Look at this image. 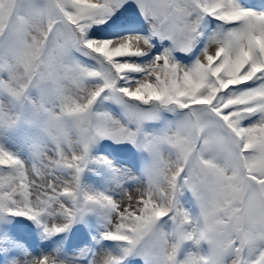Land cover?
<instances>
[{
    "label": "snow or ice",
    "instance_id": "1",
    "mask_svg": "<svg viewBox=\"0 0 264 264\" xmlns=\"http://www.w3.org/2000/svg\"><path fill=\"white\" fill-rule=\"evenodd\" d=\"M115 2L0 0V91L21 100L38 88L51 101V107L41 102L38 110L55 144L54 154L41 153L31 168L0 148V209L33 220L48 212L70 223L82 210L80 173L89 145L97 137H139L156 159L138 198L126 193L127 206L121 207L103 193L83 194L84 204L109 214L106 238L126 242L125 252L140 245L161 264H264V248L251 255L264 241V13L237 0H138L149 35L90 36L93 25L120 26ZM206 16L234 26L213 34L194 63H179L173 51L191 50L203 35ZM153 38L168 40L171 47L145 64L127 59L147 55L155 47ZM73 49L95 54L99 66L70 58ZM249 81L255 86L233 88ZM106 90L105 99L123 105L134 129L94 110ZM153 102L187 111L162 135L151 136L141 125L155 118L157 108L140 105ZM252 116L257 118L243 123ZM16 119L0 103V120ZM162 144L170 147L169 155H161ZM61 169L73 170L72 175L61 179ZM178 180L200 205L202 226L191 231L184 227L189 214L176 205ZM169 211L175 214V242L156 229ZM66 226L45 231L58 233ZM194 238L208 243L207 254L178 260L180 244ZM33 264L58 262L44 256ZM102 264H120V259L109 255Z\"/></svg>",
    "mask_w": 264,
    "mask_h": 264
},
{
    "label": "rangeland",
    "instance_id": "2",
    "mask_svg": "<svg viewBox=\"0 0 264 264\" xmlns=\"http://www.w3.org/2000/svg\"><path fill=\"white\" fill-rule=\"evenodd\" d=\"M259 1L261 0H248L246 4L249 5L251 4L249 2ZM241 6L245 8V5L241 4ZM115 7L122 18L120 26L115 29H109L103 24L93 25L89 31L90 36L109 37L127 33L149 35V23L138 7V0H116ZM212 19L215 18H210V16L205 17L202 24L203 35L190 51H173V56L176 61L187 58L194 59L200 51L205 34H208V30L211 27H218V30L221 27L224 30V27L221 25L224 24L223 22L214 23L215 21ZM227 26L230 28L234 25L228 24ZM209 31L212 32V30ZM215 33L214 31V34ZM152 43L155 47H153L147 55L129 57L127 59L139 64H145L152 60L158 51L163 52L165 48L171 47L168 40L161 41L159 38H153ZM69 57L89 67L95 68L99 66L94 56H92L87 49H73L70 51ZM197 58H195L194 61ZM181 64L186 63L181 62ZM129 75L139 77L142 74L130 73ZM122 83L123 82H121V84ZM255 84V81H251L252 87H254ZM108 94V90L102 93L94 105V110L108 112L115 119L119 120L121 124L134 129L136 124L130 121L125 115L123 105L111 98L105 99V96ZM41 102H43L45 106L51 107V101L42 97L39 89L36 87L30 89L21 100H15L8 94L0 91V103L6 104L17 116V119L12 124L0 120V138L3 142V146L0 148L16 156L26 168H31L37 164L41 153L53 155L55 150V144L51 138V135L54 133L47 130L45 125V114L43 111L38 110V105ZM140 107L145 109L157 108L155 118L144 121L141 125L143 132L151 136L162 135L165 131L179 122L187 111L186 109H180L178 106L158 105L157 102H153L149 105H140ZM27 115L31 116L29 120L26 118ZM256 118L257 117L252 116L245 119L243 123L249 124ZM20 147L26 149L29 155H26V151L24 152ZM160 153L161 155L167 156L171 153V149L168 145L162 144L160 146ZM118 154L126 157L131 164L115 162L113 159L114 155ZM155 159L154 154L144 147L139 137L136 140L112 136L97 137L89 145L87 160L80 173V195L78 196V204H80L82 210L75 215L70 223L68 218L63 215H52L45 212L41 215L43 226L40 232L37 236H30L28 239L19 231L12 228V234L5 233V243H1L0 251H7V258L5 257L6 261H2L0 264H33L34 261L44 256L54 258L58 264H102L103 258L109 255L119 258L120 264H161L156 256L146 254L140 245L125 252L124 249L129 247L126 242L114 241L106 238L105 233L109 230V214L99 206L95 207L94 205L84 204L83 202V194L85 193L89 195L103 193L120 202L121 207H126L127 201L126 198H124L125 194L130 193L133 195V199H135V196L138 198V191L144 190L147 186L149 173L154 166ZM97 169L100 175L96 173ZM72 172L73 170L71 169L59 170L61 179L70 177ZM175 201L177 207L186 211L190 216V222L184 226L186 230L191 231L202 226V215L199 202L192 191L180 180H178ZM182 201L186 202L184 207ZM65 203L73 206L70 200L66 199ZM190 208L195 210V215L193 217ZM86 210L97 211L99 214L96 215L97 218L94 221L96 233H94V229L90 223L84 222ZM3 211L6 210L0 209V213ZM7 213L8 216H13L15 218L19 217L8 211ZM81 215L82 224L80 228ZM174 215L173 211H169L165 215L167 222L166 225L161 226V229L159 223L163 217L160 218L156 224V229L164 233L170 242H175L174 228H176V224L171 223L176 222ZM24 217L29 219V217ZM64 225H67L64 227L66 233L62 236L63 238L60 239L55 238L59 232L45 231L46 228H51L52 226L63 227ZM71 225L73 226V237L69 239V227ZM171 227H173L172 232L170 231ZM1 228L2 226L0 227V231ZM64 242H66V244ZM193 246L196 251L194 250L189 253L200 254L201 252H199L198 248H201L202 254L206 255L209 250V245L206 241H200V243L197 244L195 238L192 240H185L183 249L187 250ZM261 248H264V241L256 243L251 250V255L255 257ZM128 253L131 256L129 260ZM183 259L184 257L181 256L179 260Z\"/></svg>",
    "mask_w": 264,
    "mask_h": 264
},
{
    "label": "bare ground",
    "instance_id": "3",
    "mask_svg": "<svg viewBox=\"0 0 264 264\" xmlns=\"http://www.w3.org/2000/svg\"><path fill=\"white\" fill-rule=\"evenodd\" d=\"M262 13H264V12H262ZM212 35L210 34V36L208 37V39L206 40V43L208 42V40H209V38L211 37ZM195 61H193V62H191V63H187V64H184V65H191L192 63H194ZM97 254V253H96Z\"/></svg>",
    "mask_w": 264,
    "mask_h": 264
}]
</instances>
